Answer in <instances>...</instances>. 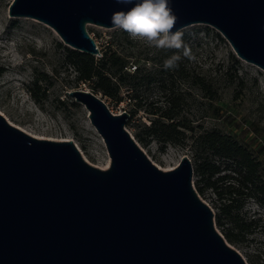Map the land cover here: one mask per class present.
<instances>
[{"label": "water", "instance_id": "water-1", "mask_svg": "<svg viewBox=\"0 0 264 264\" xmlns=\"http://www.w3.org/2000/svg\"><path fill=\"white\" fill-rule=\"evenodd\" d=\"M118 0H12L67 45L99 54L87 23L111 27ZM175 28L214 26L233 51L264 70V0H171ZM88 110L110 157L87 162L72 140L37 137L0 113V264H246L216 230L182 155L158 167L95 91H65Z\"/></svg>", "mask_w": 264, "mask_h": 264}, {"label": "rangeland", "instance_id": "rangeland-1", "mask_svg": "<svg viewBox=\"0 0 264 264\" xmlns=\"http://www.w3.org/2000/svg\"><path fill=\"white\" fill-rule=\"evenodd\" d=\"M11 2L0 0V113L34 136L72 140L87 162L106 167L110 157L88 110L65 92L76 87L93 90L95 79L79 81L68 62L74 48L46 23L10 15ZM86 29L97 43L98 64L110 49L127 55L125 70L131 75L112 78L118 99L93 91L113 112L129 113L125 127L152 162L169 169L187 155L194 166L196 147L189 136L215 129L246 149L254 163V183L264 187V70L260 66L239 57L214 26L203 22L178 29L185 42L182 49H158L116 26L87 23ZM173 53L181 59L176 67L165 69L163 62ZM154 119L177 120L186 137L165 142L146 136L143 123ZM137 133L144 136L143 141L137 140ZM226 160L215 157L220 171L211 178L214 186H208L206 177L197 172L192 183L211 208L214 226L225 241L246 264H264V208L247 195L232 193L224 201L218 195L231 189L220 178L228 169L234 170L236 162ZM230 184L240 188L236 180Z\"/></svg>", "mask_w": 264, "mask_h": 264}, {"label": "trees", "instance_id": "trees-1", "mask_svg": "<svg viewBox=\"0 0 264 264\" xmlns=\"http://www.w3.org/2000/svg\"><path fill=\"white\" fill-rule=\"evenodd\" d=\"M127 55H120L115 49H110V53L102 54L100 64L95 60L94 55L82 52L75 49H70L68 62L74 67L77 72V79L83 82H90L93 79V90L100 91L104 95L118 99V87L112 82V78L122 79L121 75H131L125 69L127 63ZM135 87V84H131ZM130 85V86H131ZM172 119V116H167ZM143 133L146 136L156 137L165 142H175L178 137L184 138V132L179 128L180 122L171 120L169 122L161 121L159 119L151 120L150 123H143ZM138 141H143L144 136L140 133L135 135ZM192 144L196 147V160H194L193 172L200 173L206 177V184L214 186L215 181L211 178L220 170L219 164L215 162V157L226 158L227 163L231 161L234 163V170L228 169L220 180L225 179L227 186L231 187L227 192H218L221 200L237 193L243 196L252 197L254 200L259 201V205L264 208V187L256 185L255 181V168L253 161L249 160L246 149L235 141H232L228 136L221 132L210 129L204 130L199 133L191 134L189 136ZM202 153L201 155H198ZM247 173V175H245ZM231 180H236L240 183V188H233L230 184ZM253 184V188L248 185ZM263 195V198L259 196Z\"/></svg>", "mask_w": 264, "mask_h": 264}, {"label": "clouds", "instance_id": "clouds-1", "mask_svg": "<svg viewBox=\"0 0 264 264\" xmlns=\"http://www.w3.org/2000/svg\"><path fill=\"white\" fill-rule=\"evenodd\" d=\"M130 5L115 9L109 16L116 27L127 31L134 37L144 38L150 45L161 49L185 48L183 33L175 28L177 15L171 0H118ZM264 26V25H262ZM187 55V52H184ZM180 54L173 53L163 62L165 69L177 66Z\"/></svg>", "mask_w": 264, "mask_h": 264}, {"label": "bare ground", "instance_id": "bare-ground-1", "mask_svg": "<svg viewBox=\"0 0 264 264\" xmlns=\"http://www.w3.org/2000/svg\"><path fill=\"white\" fill-rule=\"evenodd\" d=\"M31 20H34V21H37L36 19H34V18H31ZM45 24V23H44ZM51 28V27H50ZM52 29V28H51ZM53 30V32L57 35V36H59L58 34H57V32L54 30V29H52ZM22 130H24V129H22ZM25 131V130H24ZM25 132H27V131H25ZM107 164H108V160H107V162H106V165L105 166H107Z\"/></svg>", "mask_w": 264, "mask_h": 264}, {"label": "built area", "instance_id": "built-area-1", "mask_svg": "<svg viewBox=\"0 0 264 264\" xmlns=\"http://www.w3.org/2000/svg\"><path fill=\"white\" fill-rule=\"evenodd\" d=\"M96 42V41H95ZM96 45H97V43H96ZM98 47V46H97Z\"/></svg>", "mask_w": 264, "mask_h": 264}]
</instances>
